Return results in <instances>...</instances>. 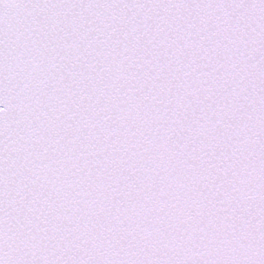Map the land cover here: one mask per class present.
<instances>
[{
  "label": "snow or ice",
  "instance_id": "1",
  "mask_svg": "<svg viewBox=\"0 0 264 264\" xmlns=\"http://www.w3.org/2000/svg\"><path fill=\"white\" fill-rule=\"evenodd\" d=\"M0 264H264V0H0Z\"/></svg>",
  "mask_w": 264,
  "mask_h": 264
}]
</instances>
